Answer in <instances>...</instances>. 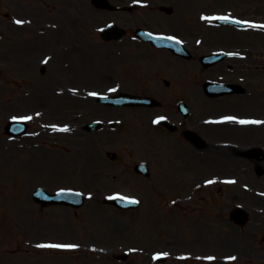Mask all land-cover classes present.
<instances>
[{
	"label": "rangeland",
	"instance_id": "rangeland-1",
	"mask_svg": "<svg viewBox=\"0 0 264 264\" xmlns=\"http://www.w3.org/2000/svg\"><path fill=\"white\" fill-rule=\"evenodd\" d=\"M18 50L19 48H14L11 52L14 54ZM2 51L3 55H0V61L3 62L2 65L0 64V264H263L264 169L260 168L261 173L258 174L259 167L254 165L256 163L238 155L237 162L226 160L227 162L218 161V163H214V161L206 158V173L209 174L214 169H220L222 173L226 174H240L243 177L248 175L249 184L263 190L251 193L245 192L236 186L222 189L219 192L217 187H212L198 192L196 195L198 203H190L184 210L176 211V214H173L169 220L164 213H161V217H164V219L158 218L155 207L161 204L162 199L166 197L161 196L159 192L145 189L143 191L135 190L132 187L135 186L136 181H132L131 178L127 179L131 184L130 186L128 184V187L133 190H126L125 195H138L142 199V203L135 213V210L122 212L115 207L103 205L105 194L110 192L92 191L94 192L93 198L87 200L85 205L75 212V216L72 211L65 207L54 208L50 206L43 208L35 205L31 198L32 189L30 188L35 183H43L51 188L57 186L55 183L58 182H60L59 185H66V183H61L65 178L70 181V178H75L79 181L83 180L84 187L81 184L79 185L83 187L85 194L90 193L93 195L90 190L93 186L88 184L87 180H90V178L86 174V171L89 170L88 157L85 155V148L89 145L87 138L83 137L81 140L79 137L77 141L75 136H71L70 144L72 146L65 144L63 139L57 141L58 145L56 146L47 139H31L27 135L20 139L10 140L6 138L4 133L6 120L13 117L12 115L18 117L23 114L31 115L32 120H35L37 117L34 115L37 114L38 109L47 107L50 110L46 115L50 118H53L56 114L69 113V109L73 112L77 108L82 111L86 110L80 117V120L85 121L91 118V111H87V108L91 109V99L80 102L78 99L55 95H31L22 99V93L19 92H21V88L24 90L27 87L25 85L21 86L18 77H25V71L29 70V65L32 61L34 62L33 51L23 53L21 49V53H17V58L11 56L9 50L2 49ZM87 55H91V63L93 61L98 62L95 66L100 67L102 70L101 72H94L93 75L95 77L99 76L102 81L106 80V73L113 71L112 68L132 62L112 56L109 53L100 55V51L96 46L87 49L85 54H79L80 57L82 56L86 60L85 63L87 62ZM62 59L63 57H60L59 61ZM144 60V56L137 60L138 62H135L136 67L147 66V63L143 62ZM12 63L16 64L18 70L14 69V72H16L13 73L16 77L15 83L9 86L12 73L9 74L8 71ZM87 65L83 64L80 67L77 65L78 68L75 67L77 68L75 82L87 84V78L83 75L90 76L92 74L90 65ZM57 67L54 65L51 69ZM125 74L127 77L121 79L128 88L139 86L142 90L150 91L152 88L154 90L158 87L157 82L153 83L154 79L151 80V83L147 79L146 76L152 74L150 71L143 74L142 78L136 77L133 70H126ZM164 74L165 72L156 76L163 77ZM108 83L110 82L107 81L101 83V85L104 86ZM175 97L177 96L167 95L163 92L156 98L160 99L163 108L170 109V101ZM188 98L195 110V119L204 114L234 113L226 107L231 102H233L231 104H236L233 100L201 98V95L188 96ZM217 105H223L224 107L217 109ZM110 110H102V112L107 115L120 114L114 109ZM236 111L240 115L248 114V112ZM147 113L149 114L148 110H139L129 112L128 115L138 117L141 115L142 118H145ZM137 126L140 127V121L137 122ZM219 129L221 128L208 129L209 138L242 140L241 147L248 144L262 145L264 143V129L259 132L250 129L249 134L246 136L243 133L241 135L224 133V129L219 132ZM125 132H128L129 136V128H126ZM128 136H126V140L129 139ZM41 143L45 144L42 145ZM121 143L133 147L129 141ZM73 146H82L79 154ZM66 149H70L71 155L65 152L69 151ZM72 152L75 153L72 154ZM50 153H53L54 156ZM150 157L152 159L156 158V160L159 158L157 152L151 153ZM61 163L66 168L68 165L70 166L62 171ZM153 164L154 162H152ZM54 165L61 167V171L55 174H63L65 178H52L53 174L51 172L53 170L55 172V169L51 170V168ZM234 166L237 170L233 172L231 169ZM185 168H188V173L189 171L193 172V165ZM245 168H248V170H244ZM79 171L83 173V176L81 173H77ZM157 172L161 175L162 170L158 169ZM105 173L110 172L105 171ZM47 179L49 180L46 181ZM111 179L112 175L105 174L100 178V182L97 183L95 180L92 182L108 191L111 186ZM71 184L76 185L78 183L72 181ZM233 201L241 202L250 213L249 222L243 226L233 224L228 218V212L234 204ZM218 213L222 215L221 218H219ZM163 228L170 229L169 234ZM45 239L79 242L77 243L79 248L72 252V250L57 251L37 247ZM167 246H175L179 250L192 249L196 251L194 253L200 252L203 256L206 253L212 254L211 252L223 256L219 260L215 258L210 261L202 258L201 261L197 262H193L192 259L185 260L184 257L178 260L173 256L163 262L150 259V253L153 250ZM191 246L193 248H190ZM139 247H143L148 255L141 251ZM125 251H130L128 259L125 261L115 259L116 254ZM230 257H236V259L231 261L228 259Z\"/></svg>",
	"mask_w": 264,
	"mask_h": 264
},
{
	"label": "snow or ice",
	"instance_id": "snow-or-ice-1",
	"mask_svg": "<svg viewBox=\"0 0 264 264\" xmlns=\"http://www.w3.org/2000/svg\"><path fill=\"white\" fill-rule=\"evenodd\" d=\"M201 19L205 20V21H208V22H211V21H214V20H219V21H223V22H226V23H233V24H242L243 23V24H248V27L260 28V29L264 30V25H254V24H249L248 22H242V21H238V20H233V19H230L229 16H212V17L202 16ZM15 23L20 25V24H23L24 22L20 21V20H16ZM166 39L172 40L174 38L173 37H167ZM176 43H180V41L177 40ZM110 91H115V89H110ZM89 95L90 96H94L96 94L95 93H89ZM13 119H16V118H13ZM22 119L29 120V119H31V117H24ZM225 121H234V122H236L238 124H241V125L264 123V121H257V120H244V119L237 120L235 117H224L222 121H215V123H222V122H225ZM153 123H158V121H154ZM58 130L59 131H63V132L69 131V129L67 127L60 128ZM232 182L233 181H228V183H232ZM208 183H213V181H209ZM108 199H120L122 201L126 200L127 203H129V204H137L138 203V201H136L135 199H127L125 197L113 196V197H108ZM37 247H40V248H54V249H72V248H75L77 246L76 245H61V244H40V245H37ZM154 259H159V257H154ZM207 259L211 261L214 258L213 257H208ZM228 259L231 260V261H234L236 259V257H230Z\"/></svg>",
	"mask_w": 264,
	"mask_h": 264
},
{
	"label": "flooded vegetation",
	"instance_id": "flooded-vegetation-1",
	"mask_svg": "<svg viewBox=\"0 0 264 264\" xmlns=\"http://www.w3.org/2000/svg\"><path fill=\"white\" fill-rule=\"evenodd\" d=\"M52 1V0H51ZM74 8V7H73ZM73 8H71L70 10H68L70 13H73ZM77 10H83V9H77ZM123 21H125V22H130V21H132V19L134 20V18L133 17H127L126 15H124L122 18H121ZM172 21L174 22V20L172 19ZM176 35H178L179 37H184V35H183V32H181L180 30L178 31H176V32H174Z\"/></svg>",
	"mask_w": 264,
	"mask_h": 264
},
{
	"label": "water",
	"instance_id": "water-1",
	"mask_svg": "<svg viewBox=\"0 0 264 264\" xmlns=\"http://www.w3.org/2000/svg\"><path fill=\"white\" fill-rule=\"evenodd\" d=\"M129 101L136 102V103L146 102V101L140 100V99H130Z\"/></svg>",
	"mask_w": 264,
	"mask_h": 264
}]
</instances>
